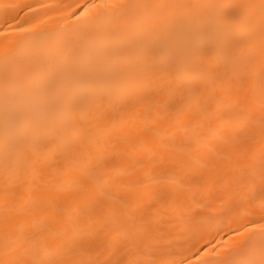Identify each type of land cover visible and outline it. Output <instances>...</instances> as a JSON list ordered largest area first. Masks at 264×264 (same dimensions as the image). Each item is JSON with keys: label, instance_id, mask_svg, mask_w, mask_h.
Listing matches in <instances>:
<instances>
[{"label": "bare ground", "instance_id": "bare-ground-1", "mask_svg": "<svg viewBox=\"0 0 264 264\" xmlns=\"http://www.w3.org/2000/svg\"><path fill=\"white\" fill-rule=\"evenodd\" d=\"M237 261L264 264V0H0V264Z\"/></svg>", "mask_w": 264, "mask_h": 264}, {"label": "snow or ice", "instance_id": "snow-or-ice-1", "mask_svg": "<svg viewBox=\"0 0 264 264\" xmlns=\"http://www.w3.org/2000/svg\"><path fill=\"white\" fill-rule=\"evenodd\" d=\"M5 71H7V69H5ZM234 264H240V262L237 261V262H234Z\"/></svg>", "mask_w": 264, "mask_h": 264}]
</instances>
